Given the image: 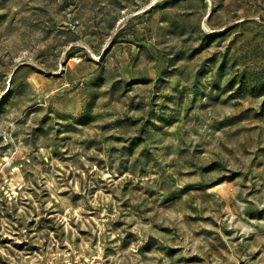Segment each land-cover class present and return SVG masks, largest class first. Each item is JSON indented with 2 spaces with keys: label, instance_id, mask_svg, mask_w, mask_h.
<instances>
[{
  "label": "rangeland",
  "instance_id": "374dc122",
  "mask_svg": "<svg viewBox=\"0 0 264 264\" xmlns=\"http://www.w3.org/2000/svg\"><path fill=\"white\" fill-rule=\"evenodd\" d=\"M0 264H264V0H0Z\"/></svg>",
  "mask_w": 264,
  "mask_h": 264
}]
</instances>
